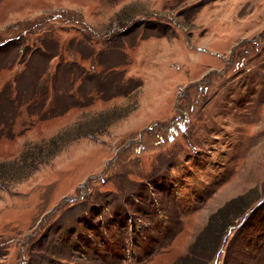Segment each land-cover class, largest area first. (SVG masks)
<instances>
[{"label":"rangeland","instance_id":"1","mask_svg":"<svg viewBox=\"0 0 264 264\" xmlns=\"http://www.w3.org/2000/svg\"><path fill=\"white\" fill-rule=\"evenodd\" d=\"M236 197L198 264L263 244L264 0H0V264L123 209L122 264L172 220L145 264H179Z\"/></svg>","mask_w":264,"mask_h":264},{"label":"trees","instance_id":"2","mask_svg":"<svg viewBox=\"0 0 264 264\" xmlns=\"http://www.w3.org/2000/svg\"><path fill=\"white\" fill-rule=\"evenodd\" d=\"M97 78V76L95 77ZM163 190H166L170 193L169 188H164ZM241 200V197H236L231 200H229L227 203H225L222 207H220L214 214L211 215V217L208 220L207 225L202 229V231L199 233V235L196 237L194 242L190 245L188 255L186 257L180 258L178 262L179 264H198L196 262V259L205 255V252L208 250L209 247H207V242L209 239H211V236H215V234L219 233H225L221 237L219 246L217 248V251L219 250V247L221 245V242L224 240V236L226 235L227 231L231 226L234 224H229V221L226 220L229 218V214L237 207ZM111 215V214H110ZM107 217V220L99 225H96V231L94 232L95 236L97 237V240H94L92 238L93 233H79V237L74 240L71 245L66 243L63 244L62 247L56 245L47 246L43 250V256L41 261L43 264H59L56 261L58 260L56 258V255L58 252H65L61 250L62 248H68L67 251L70 252V249H73L77 252H83L87 258H93V260L98 264H122L124 260L127 259V255L122 252L123 250H127V243H126V231L125 228L129 224L128 219L129 216L127 213V209H123L120 217L116 213V216H110ZM229 216V217H228ZM220 222L218 223V221ZM248 220V218H247ZM247 220L243 223L241 227L238 228L237 231H239L244 224L247 222ZM216 224V225H215ZM93 226H90L89 228L92 229ZM176 230V224L172 220V224L170 223L168 227L164 230V232L158 236L157 239H155L152 242L145 243V248L143 250V253L140 254L135 258L132 264H145L147 262L149 256L157 250V245L162 246V241L166 238H169L172 233ZM137 234V233H136ZM264 229L262 230L261 237L263 238V244L258 245V243H253L256 247L255 250L252 249L251 254L249 258L253 261L252 264H264ZM213 240V238L211 239ZM134 244H135V238H133ZM219 241V240H218ZM253 242V241H252ZM246 247V245H245ZM248 247V246H247ZM246 247V248H247ZM50 251V252H49ZM217 254V253H216ZM57 259V260H56ZM30 260V257L28 255V261ZM41 261L39 264H41ZM244 264H251L248 260L244 261Z\"/></svg>","mask_w":264,"mask_h":264},{"label":"water","instance_id":"3","mask_svg":"<svg viewBox=\"0 0 264 264\" xmlns=\"http://www.w3.org/2000/svg\"><path fill=\"white\" fill-rule=\"evenodd\" d=\"M233 229V226H231L230 227V229H229V231H228V233H231V230ZM226 238H227V236H226ZM222 251V248H220V250L218 251V254H217V256H219V253ZM217 262V258H216V261H215V263Z\"/></svg>","mask_w":264,"mask_h":264}]
</instances>
